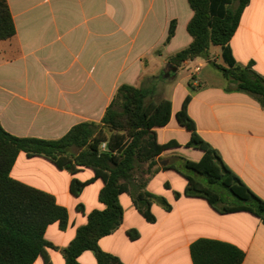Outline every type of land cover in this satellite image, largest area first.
Wrapping results in <instances>:
<instances>
[{"label": "crops", "instance_id": "1", "mask_svg": "<svg viewBox=\"0 0 264 264\" xmlns=\"http://www.w3.org/2000/svg\"><path fill=\"white\" fill-rule=\"evenodd\" d=\"M7 2L17 32L0 40V123L17 137L56 140L80 123L100 124L122 85L141 87L147 78L159 76L170 58L193 41L188 25L194 11L188 0ZM174 21L175 35L166 43ZM230 45L239 65L254 62L255 71L264 76V0H251ZM211 56L228 67L221 46L212 45ZM230 87L235 86L201 57L184 63L167 83L163 98L172 101V117L155 132L160 144L176 140L180 147L141 166L130 192L119 198L124 209L122 225L99 242L104 251L124 264H194L192 243L208 238L242 249L246 254L243 264H264L261 218L246 211L221 214L199 197L176 198L188 180L175 169L164 168L183 157L182 152L191 161H200L204 155L187 147L191 132L175 122L191 96L188 113L198 133L264 199V109L254 97ZM11 177L52 194L67 208L68 227L62 230L56 222L45 233L54 246L47 248L52 264H66L62 250L75 239L77 229L87 224L90 212L106 208L100 201L103 180L90 168L81 167L73 175L26 152L18 155ZM74 178L90 182L80 196L71 191ZM140 180H146V190L171 205L167 209L153 202L154 223L135 204ZM157 180L160 188L155 187ZM80 204L85 212L78 210ZM132 229L140 233L136 240L128 234ZM79 262L98 264L93 251H85ZM34 264H45L44 258L38 257Z\"/></svg>", "mask_w": 264, "mask_h": 264}, {"label": "trees", "instance_id": "2", "mask_svg": "<svg viewBox=\"0 0 264 264\" xmlns=\"http://www.w3.org/2000/svg\"><path fill=\"white\" fill-rule=\"evenodd\" d=\"M188 1L194 11L188 25L192 43L170 58V71L164 69L159 76L147 78L141 87L122 85L100 124L80 123L60 139L45 140L14 136L0 123V264H34L40 256L45 264H52L47 248L54 246L46 240V230L56 222L65 230L70 220L67 208L59 205L52 194L11 177L20 152H26L30 157H44L73 175L81 167L90 168L95 177L104 182L100 201L106 208L90 212L87 224L77 229L75 239L62 250L66 264H81L79 257L85 251H93L98 264H124L119 257L104 251L99 245L102 238L122 225L124 209L120 195L130 192L143 164H153L154 159L165 151L180 147L176 140L160 144L156 136L155 129L167 126L172 117V101L154 98L160 84L172 81L187 61L201 57L219 69L235 86L230 89L249 94L264 109V76L255 71L254 62L247 66L239 65L230 45L251 0ZM176 26L177 22H172L166 43L174 37ZM16 32L10 6L7 0H0V40H8ZM212 45L222 47L228 67L212 60ZM191 99V96L185 99L176 118L191 132L187 147L199 149L204 155L200 161L176 158L182 159L185 168L195 176L186 174L173 163L164 166L175 169L188 180L185 191L176 192V198L182 195L203 198L221 214L246 211L264 221V199L253 192L225 163L220 152L198 133L196 123L188 113ZM104 142L107 147L102 150ZM74 148L79 152H74ZM147 174L152 175L153 172ZM89 183L74 178L72 193L80 196ZM225 191L237 202L227 203L223 197ZM134 200L139 212L150 223L156 222L153 202L171 208L164 197L146 190V180L139 181ZM78 210L85 212L82 204L78 205ZM128 234L132 240L140 237L137 230H129ZM191 256L194 264H243L246 254L232 243L201 238L192 243Z\"/></svg>", "mask_w": 264, "mask_h": 264}, {"label": "rangeland", "instance_id": "3", "mask_svg": "<svg viewBox=\"0 0 264 264\" xmlns=\"http://www.w3.org/2000/svg\"><path fill=\"white\" fill-rule=\"evenodd\" d=\"M217 69V68H216ZM218 70V73L221 75V76H223V73L219 70V69H217ZM182 76H183V74H182ZM168 83V82H167ZM167 83H161L160 84V86L158 87V89H157V91H156V95L154 96V98L156 99V100H160L161 98H163V97H165V95H166V90H167ZM175 122H177V120L175 121ZM184 151V150H183ZM185 152V151H184ZM181 155L184 157V158H186V155L182 152L181 153ZM173 164L176 166V167H178L179 169H181L183 172H185L186 174H188V175H191V176H195L194 175V173L192 172V171H190V170H188L187 168H185V166H184V162H183V160L182 159H174L173 160ZM199 179L200 180H202V181H206V179L205 178H203V177H199ZM160 186H161V184H160V182L157 180V181H155V187L156 188H160ZM223 197H224V199L226 200V202L227 203H235V202H237V200H236V198L234 197V196H232V195H230L228 192H223Z\"/></svg>", "mask_w": 264, "mask_h": 264}, {"label": "built area", "instance_id": "4", "mask_svg": "<svg viewBox=\"0 0 264 264\" xmlns=\"http://www.w3.org/2000/svg\"><path fill=\"white\" fill-rule=\"evenodd\" d=\"M197 70H200V68H197ZM106 147H107V143L106 142H104V143L101 144V149L102 150H105Z\"/></svg>", "mask_w": 264, "mask_h": 264}, {"label": "water", "instance_id": "5", "mask_svg": "<svg viewBox=\"0 0 264 264\" xmlns=\"http://www.w3.org/2000/svg\"><path fill=\"white\" fill-rule=\"evenodd\" d=\"M171 64H168L166 67V71H170Z\"/></svg>", "mask_w": 264, "mask_h": 264}]
</instances>
